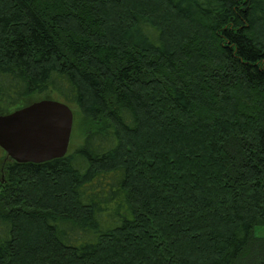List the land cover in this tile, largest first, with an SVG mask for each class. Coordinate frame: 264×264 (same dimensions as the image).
<instances>
[{
	"label": "trees",
	"instance_id": "1",
	"mask_svg": "<svg viewBox=\"0 0 264 264\" xmlns=\"http://www.w3.org/2000/svg\"><path fill=\"white\" fill-rule=\"evenodd\" d=\"M42 95L82 141L0 149V264H264V0H0V116Z\"/></svg>",
	"mask_w": 264,
	"mask_h": 264
},
{
	"label": "water",
	"instance_id": "2",
	"mask_svg": "<svg viewBox=\"0 0 264 264\" xmlns=\"http://www.w3.org/2000/svg\"><path fill=\"white\" fill-rule=\"evenodd\" d=\"M73 112L64 103L41 100L0 116V149L16 163L41 164L66 156Z\"/></svg>",
	"mask_w": 264,
	"mask_h": 264
},
{
	"label": "rangeland",
	"instance_id": "3",
	"mask_svg": "<svg viewBox=\"0 0 264 264\" xmlns=\"http://www.w3.org/2000/svg\"><path fill=\"white\" fill-rule=\"evenodd\" d=\"M51 96L50 95H42V96H34L31 98L26 99L25 101H23V104L21 106H19V108H23L26 107L34 102H38L41 100H51ZM2 112H6V110L2 111ZM10 112V111H9ZM73 112V126H72V133H71V138H70V143H69V149L68 152H72L73 150L79 148L81 141H82V127H83V122H82V118L80 116V114L78 113V111H76L75 109H72ZM5 154V153H4ZM256 234H262V231L259 229L256 231Z\"/></svg>",
	"mask_w": 264,
	"mask_h": 264
}]
</instances>
